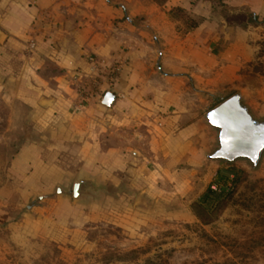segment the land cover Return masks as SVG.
<instances>
[{"label":"crops","instance_id":"obj_1","mask_svg":"<svg viewBox=\"0 0 264 264\" xmlns=\"http://www.w3.org/2000/svg\"><path fill=\"white\" fill-rule=\"evenodd\" d=\"M223 2L264 21V0ZM177 9L199 26L187 30ZM211 11L212 0H0V104L23 137L0 187V242L67 246L105 224L196 221L184 198L218 141L205 108L241 94L264 120V76L250 71L264 26ZM89 56L122 64L112 109L80 107L74 77L92 74ZM86 178L99 190L57 198Z\"/></svg>","mask_w":264,"mask_h":264},{"label":"rangeland","instance_id":"obj_2","mask_svg":"<svg viewBox=\"0 0 264 264\" xmlns=\"http://www.w3.org/2000/svg\"><path fill=\"white\" fill-rule=\"evenodd\" d=\"M250 71L264 76V47ZM104 87L91 84L87 95L97 92L99 98L95 95L80 107L97 105ZM75 89L84 102L85 96ZM222 101L213 100L204 113ZM13 128L10 109L0 104V187L23 139ZM217 147L218 141L213 152ZM239 172L244 175L237 192L226 206L210 211L206 224L196 216L193 223L157 220L131 231L105 224L85 231L76 245L67 246L41 238L26 245L0 242V264H264V156L256 168L244 160L212 161L198 171L184 201L192 207L212 186L216 194L227 195Z\"/></svg>","mask_w":264,"mask_h":264},{"label":"water","instance_id":"obj_3","mask_svg":"<svg viewBox=\"0 0 264 264\" xmlns=\"http://www.w3.org/2000/svg\"><path fill=\"white\" fill-rule=\"evenodd\" d=\"M116 96L107 93L102 104L112 109ZM211 117V119L209 118ZM208 124L218 133V147L210 154L212 161L235 163L248 161L258 167L264 156V120L255 119L243 103V96L236 94L222 102L206 115ZM99 190L98 183L92 179L76 181L65 190L57 188V198H70L74 203L81 202L90 192Z\"/></svg>","mask_w":264,"mask_h":264},{"label":"trees","instance_id":"obj_4","mask_svg":"<svg viewBox=\"0 0 264 264\" xmlns=\"http://www.w3.org/2000/svg\"><path fill=\"white\" fill-rule=\"evenodd\" d=\"M157 1L160 4L164 3V0ZM173 15L175 19L181 20L186 29L189 31L195 29L200 24V20L192 18L181 9L175 10ZM211 16L219 21H224L230 27L240 28L243 30L249 27L255 28L264 26V21H260L256 15L248 12H236L234 10H231L224 4L223 0H212ZM234 95L236 94H232L224 101L233 97ZM243 175L244 172H239L238 174H236L235 178L232 180V186L231 188H229L228 194L225 196L216 194V192L213 191L212 187H209L207 192L201 197L199 202L195 203L192 206V210L195 216L200 221H202V223L206 224V218L210 215L213 209L216 210L228 204V200L233 197V195L240 187ZM215 203H217L218 206Z\"/></svg>","mask_w":264,"mask_h":264},{"label":"built area","instance_id":"obj_5","mask_svg":"<svg viewBox=\"0 0 264 264\" xmlns=\"http://www.w3.org/2000/svg\"><path fill=\"white\" fill-rule=\"evenodd\" d=\"M31 48H34V45L31 46ZM88 61L91 66L92 74L89 76H75L74 81L75 85L78 87V92L85 96L84 102L82 104L84 105L86 102L89 103L90 99L93 101L95 98V95L98 96V93L92 92V96L90 94L87 95L88 90H90V85L98 86L101 88L104 87L103 94L101 95L100 99L104 98V96L107 93H110L112 88L115 86L117 77L119 73L121 72L122 64H116L112 67H108L103 61L98 60L95 56H89ZM95 76V77H94ZM101 79V80H100ZM103 80V81H102ZM212 189H214V186H212Z\"/></svg>","mask_w":264,"mask_h":264},{"label":"snow or ice","instance_id":"obj_6","mask_svg":"<svg viewBox=\"0 0 264 264\" xmlns=\"http://www.w3.org/2000/svg\"><path fill=\"white\" fill-rule=\"evenodd\" d=\"M211 119V117H209Z\"/></svg>","mask_w":264,"mask_h":264}]
</instances>
